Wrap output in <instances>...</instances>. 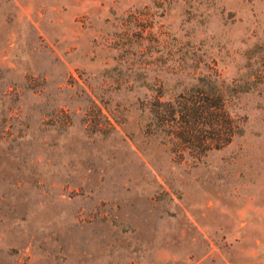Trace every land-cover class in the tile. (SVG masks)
Instances as JSON below:
<instances>
[{"label": "rangeland", "instance_id": "rangeland-1", "mask_svg": "<svg viewBox=\"0 0 264 264\" xmlns=\"http://www.w3.org/2000/svg\"><path fill=\"white\" fill-rule=\"evenodd\" d=\"M0 264H264V0H0Z\"/></svg>", "mask_w": 264, "mask_h": 264}, {"label": "trees", "instance_id": "trees-1", "mask_svg": "<svg viewBox=\"0 0 264 264\" xmlns=\"http://www.w3.org/2000/svg\"><path fill=\"white\" fill-rule=\"evenodd\" d=\"M163 107L162 116L165 123L174 121L180 133L190 135L193 133L192 125L194 126L195 122L200 123L204 127L203 139L200 143L208 150L221 149L230 143L233 128L222 102L217 106H211L208 102L188 101L177 105L167 104ZM211 135L214 137L212 138Z\"/></svg>", "mask_w": 264, "mask_h": 264}]
</instances>
